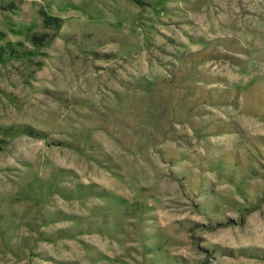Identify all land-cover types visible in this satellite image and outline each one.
I'll return each instance as SVG.
<instances>
[{"label": "rangeland", "instance_id": "374dc122", "mask_svg": "<svg viewBox=\"0 0 264 264\" xmlns=\"http://www.w3.org/2000/svg\"><path fill=\"white\" fill-rule=\"evenodd\" d=\"M0 264H264V0H0Z\"/></svg>", "mask_w": 264, "mask_h": 264}]
</instances>
